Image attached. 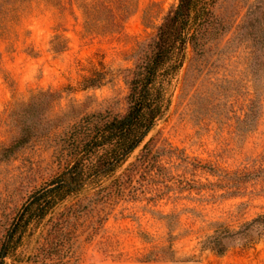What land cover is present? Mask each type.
<instances>
[{"label": "rangeland", "instance_id": "1", "mask_svg": "<svg viewBox=\"0 0 264 264\" xmlns=\"http://www.w3.org/2000/svg\"><path fill=\"white\" fill-rule=\"evenodd\" d=\"M108 1L0 0V151L19 137L12 111L57 94L38 136L0 163V248L66 173L58 138L85 116L126 113L136 53L180 0ZM209 18L143 144L33 222L5 264H264V0H212ZM92 79L101 87L84 90Z\"/></svg>", "mask_w": 264, "mask_h": 264}, {"label": "trees", "instance_id": "2", "mask_svg": "<svg viewBox=\"0 0 264 264\" xmlns=\"http://www.w3.org/2000/svg\"><path fill=\"white\" fill-rule=\"evenodd\" d=\"M95 1L93 6L96 8L114 10V3ZM211 8L212 0H180L158 28L149 52L143 53L148 47L142 44L136 53L135 68L129 71V78L125 81L129 90L126 113L118 117L103 114L85 116L71 125L65 135L55 140L56 150L68 159L67 171L63 177L55 179L49 187L32 196L23 207L0 248V264H5L10 256V248L23 239L29 226L44 219L57 203L83 187L86 177L99 179L116 172L143 144L170 109L171 83L185 64L188 47L197 50L208 28ZM255 11L251 12L248 24L252 34L257 30L258 14ZM114 24L117 25L116 21ZM100 87L98 79L84 84V90ZM56 96L50 91L39 93L28 105L12 111L11 121L19 137L0 151V163L11 159L38 136L39 115L45 112L50 99ZM227 236L226 240L234 239L237 235L228 233ZM214 241L218 244L214 250L223 255L225 251L220 248L221 240Z\"/></svg>", "mask_w": 264, "mask_h": 264}]
</instances>
